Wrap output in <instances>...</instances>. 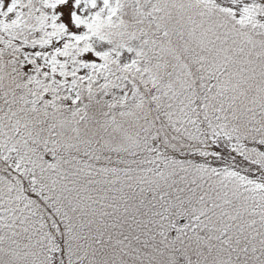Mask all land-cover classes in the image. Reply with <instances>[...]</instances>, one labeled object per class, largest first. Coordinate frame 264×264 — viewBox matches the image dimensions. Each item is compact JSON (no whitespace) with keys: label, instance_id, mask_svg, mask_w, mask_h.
Returning <instances> with one entry per match:
<instances>
[{"label":"snow or ice","instance_id":"6c2138e0","mask_svg":"<svg viewBox=\"0 0 264 264\" xmlns=\"http://www.w3.org/2000/svg\"><path fill=\"white\" fill-rule=\"evenodd\" d=\"M0 264H264V0H0Z\"/></svg>","mask_w":264,"mask_h":264}]
</instances>
